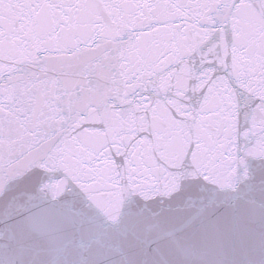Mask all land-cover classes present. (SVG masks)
<instances>
[{
    "label": "snow or ice",
    "instance_id": "6c2138e0",
    "mask_svg": "<svg viewBox=\"0 0 264 264\" xmlns=\"http://www.w3.org/2000/svg\"><path fill=\"white\" fill-rule=\"evenodd\" d=\"M0 264H264V0H0Z\"/></svg>",
    "mask_w": 264,
    "mask_h": 264
}]
</instances>
